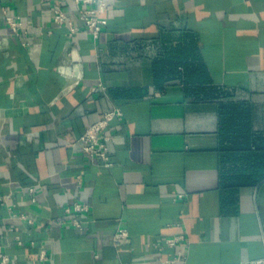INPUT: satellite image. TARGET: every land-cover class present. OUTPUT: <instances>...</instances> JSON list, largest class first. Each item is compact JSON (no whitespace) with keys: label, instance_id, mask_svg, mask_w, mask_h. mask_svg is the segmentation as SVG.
Here are the masks:
<instances>
[{"label":"crops","instance_id":"crops-1","mask_svg":"<svg viewBox=\"0 0 264 264\" xmlns=\"http://www.w3.org/2000/svg\"><path fill=\"white\" fill-rule=\"evenodd\" d=\"M74 1L0 0V253L8 264H264V179L240 183L264 174V0H102L98 40L53 23L61 5L79 24ZM192 45L202 82L186 85L173 63ZM233 106L250 113L253 160L222 157L220 113ZM115 108L105 167L77 141ZM76 203L88 211L68 213ZM117 228L130 234L121 246Z\"/></svg>","mask_w":264,"mask_h":264},{"label":"built area","instance_id":"built-area-1","mask_svg":"<svg viewBox=\"0 0 264 264\" xmlns=\"http://www.w3.org/2000/svg\"><path fill=\"white\" fill-rule=\"evenodd\" d=\"M76 6H83L78 12L79 24H76L68 9H64L61 5L54 7L52 14L53 23L61 28L67 27L70 35L85 32L94 40H98L108 25V20L105 17L107 7L102 0H75ZM91 6V7H90ZM5 20L9 25L14 35L19 34L20 28L23 27L20 18H15L5 12ZM123 113L119 108H115L107 112L104 117L98 122L91 125L86 132L77 141L79 148L83 154L91 161L99 160L105 167H110V142L112 137L106 133L110 123L116 118L122 117ZM79 183H82L81 178L78 177ZM89 207L80 203L74 204L73 208H67V212L72 210L78 214L88 211ZM73 224L80 230L84 227L79 219L74 220ZM114 246H121L129 241L130 234L127 229L117 228L113 234ZM183 237L168 238L166 244L170 247L176 246ZM44 259L45 255L42 254ZM9 257L0 253V264H8Z\"/></svg>","mask_w":264,"mask_h":264},{"label":"trees","instance_id":"trees-1","mask_svg":"<svg viewBox=\"0 0 264 264\" xmlns=\"http://www.w3.org/2000/svg\"><path fill=\"white\" fill-rule=\"evenodd\" d=\"M188 36L193 40L195 39L194 34H188ZM175 52L173 69L178 73L179 67L184 68L185 72L182 78L184 83L187 85L195 82H202V80L198 78V74L202 77L203 71L198 73V58L194 57V46L187 47L184 51L180 48ZM194 66H196V70L193 69ZM220 121V133L222 136L220 151L224 161L233 162L240 160L246 162L253 160L252 158L254 156L252 154L254 152L251 148L252 132L250 128V113L248 110L238 106L224 108L220 113ZM259 166L260 165L254 163L252 167L258 168ZM261 166H264V164L261 163ZM250 172L249 175H247L245 171L241 172V184L258 183L264 179V174H262L259 169Z\"/></svg>","mask_w":264,"mask_h":264}]
</instances>
